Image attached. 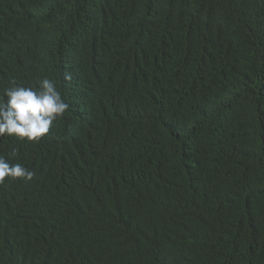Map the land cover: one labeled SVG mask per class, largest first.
Instances as JSON below:
<instances>
[{"label":"trees","instance_id":"1","mask_svg":"<svg viewBox=\"0 0 264 264\" xmlns=\"http://www.w3.org/2000/svg\"><path fill=\"white\" fill-rule=\"evenodd\" d=\"M43 78L0 264H264V0H0V96Z\"/></svg>","mask_w":264,"mask_h":264},{"label":"clouds","instance_id":"2","mask_svg":"<svg viewBox=\"0 0 264 264\" xmlns=\"http://www.w3.org/2000/svg\"><path fill=\"white\" fill-rule=\"evenodd\" d=\"M65 80L71 74H65ZM68 109L53 80L43 78L38 87L18 86L14 82L0 96V138L13 137L28 143H38L46 137L54 122ZM13 149L12 155L15 156ZM35 173L21 163L10 164L0 156V183L5 179L30 181Z\"/></svg>","mask_w":264,"mask_h":264},{"label":"bare ground","instance_id":"3","mask_svg":"<svg viewBox=\"0 0 264 264\" xmlns=\"http://www.w3.org/2000/svg\"><path fill=\"white\" fill-rule=\"evenodd\" d=\"M23 2V1H22ZM27 53V52H26Z\"/></svg>","mask_w":264,"mask_h":264}]
</instances>
